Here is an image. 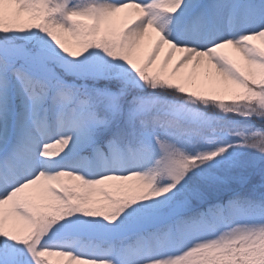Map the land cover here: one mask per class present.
Returning <instances> with one entry per match:
<instances>
[{
    "label": "snow or ice",
    "instance_id": "6c2138e0",
    "mask_svg": "<svg viewBox=\"0 0 264 264\" xmlns=\"http://www.w3.org/2000/svg\"><path fill=\"white\" fill-rule=\"evenodd\" d=\"M0 264H264V0H0Z\"/></svg>",
    "mask_w": 264,
    "mask_h": 264
},
{
    "label": "rangeland",
    "instance_id": "374dc122",
    "mask_svg": "<svg viewBox=\"0 0 264 264\" xmlns=\"http://www.w3.org/2000/svg\"><path fill=\"white\" fill-rule=\"evenodd\" d=\"M257 43L259 42L257 41ZM169 70H170V65L167 68H165V71H169Z\"/></svg>",
    "mask_w": 264,
    "mask_h": 264
}]
</instances>
